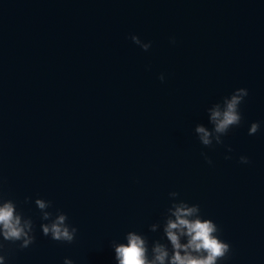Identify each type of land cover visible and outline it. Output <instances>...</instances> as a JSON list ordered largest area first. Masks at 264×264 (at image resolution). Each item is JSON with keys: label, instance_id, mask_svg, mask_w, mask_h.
Returning a JSON list of instances; mask_svg holds the SVG:
<instances>
[{"label": "water", "instance_id": "obj_1", "mask_svg": "<svg viewBox=\"0 0 264 264\" xmlns=\"http://www.w3.org/2000/svg\"><path fill=\"white\" fill-rule=\"evenodd\" d=\"M238 87L241 124L203 146L195 125ZM0 181L35 226L5 264H115L129 230L167 243L149 225L171 191L219 226L220 264H264V0H0ZM37 197L71 244L42 234Z\"/></svg>", "mask_w": 264, "mask_h": 264}, {"label": "clouds", "instance_id": "obj_2", "mask_svg": "<svg viewBox=\"0 0 264 264\" xmlns=\"http://www.w3.org/2000/svg\"><path fill=\"white\" fill-rule=\"evenodd\" d=\"M131 40L141 49L147 51L150 42H143L138 36L132 35ZM175 43L174 38L171 39ZM161 81L164 75L159 76ZM248 96L245 87L235 88L221 101L213 103L207 108L208 121L211 128L202 123L195 125L194 131L199 142L205 147L214 144H223L222 139L230 129L241 124L243 119L240 106ZM260 130V122L253 121L248 127V134L255 135ZM231 152V146H226ZM204 160L211 164L212 161L204 152ZM225 156V159H230ZM241 164H248L249 158L241 155ZM170 206L163 214V223L155 222L149 225L151 232H156L162 227L163 236L167 243L153 240L149 245L147 236L134 230H129L124 235L125 242L112 241L115 264H220L231 254L229 242L220 236V228L211 218L202 216L200 206L179 199V193L169 192ZM29 198L25 197L27 202ZM39 210L42 222L41 232L44 236L54 241L71 244L76 236L77 228L68 223L66 213L57 210L55 215L49 209L52 202L37 197L34 200ZM34 222L18 210L16 202L7 198L0 181V264H5L9 248L14 245L18 249L29 248L35 242ZM63 264H74L69 257H64Z\"/></svg>", "mask_w": 264, "mask_h": 264}]
</instances>
